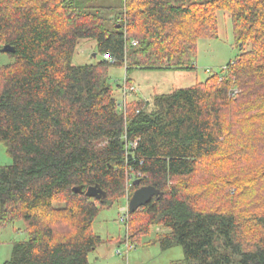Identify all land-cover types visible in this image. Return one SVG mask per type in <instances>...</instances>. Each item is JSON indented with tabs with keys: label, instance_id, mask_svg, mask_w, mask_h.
Here are the masks:
<instances>
[{
	"label": "trees",
	"instance_id": "16d2710c",
	"mask_svg": "<svg viewBox=\"0 0 264 264\" xmlns=\"http://www.w3.org/2000/svg\"><path fill=\"white\" fill-rule=\"evenodd\" d=\"M89 8L0 0V50L15 48L0 60V145L12 159L0 167V233L18 221L28 233L3 264H90L104 243L94 222L138 173L163 195L129 212L127 243L162 227L161 248L183 249L173 264H264V244L239 240L249 217L264 227V0H124L113 28L106 8ZM220 10L251 50L204 82L122 108L110 69H195L199 41L218 37ZM82 40L104 60L75 65ZM96 185L105 200L85 195ZM226 191L233 204H259L241 214ZM209 199L214 207L200 205Z\"/></svg>",
	"mask_w": 264,
	"mask_h": 264
},
{
	"label": "rangeland",
	"instance_id": "374dc122",
	"mask_svg": "<svg viewBox=\"0 0 264 264\" xmlns=\"http://www.w3.org/2000/svg\"><path fill=\"white\" fill-rule=\"evenodd\" d=\"M86 3L89 6V12H95V7L106 8L103 16L107 20V26L113 28L114 23L124 11V0H77ZM93 8V9H91ZM218 37L214 39H201L198 43V52L195 59V69H170V70H150L136 69L127 73L128 64L115 66L110 69L109 83L114 88L115 97L119 102H132L142 99L152 101L158 94L170 93L176 88H189L197 83L206 81L213 74H220L231 62L244 52L251 50V44L247 43L243 47L237 44L233 32V23L228 12L220 10L217 13ZM96 54V57H94ZM2 63H8L10 60L1 54ZM104 60L97 51V44L93 40H82L74 56L75 65L95 64ZM130 83H125L126 79ZM12 164V159L7 155L6 150L0 145V167ZM237 175V170L234 171ZM224 176H229V171ZM231 177V176H229ZM129 181L123 190L122 199L111 207L101 211L94 222L93 231L100 236L102 243L95 251L89 255L90 264H173L184 260V253L181 247H172L167 250L161 248L158 238L166 230L162 227H152L149 235L142 237L129 248L126 242L127 223L122 222L127 203L132 198L135 190ZM231 190V187L230 189ZM220 194L224 200L241 210V214L247 212L250 201L253 205L259 204L254 197L237 200V203L227 197V193ZM264 204V194L261 193ZM129 200V201H128ZM214 199L206 202L201 201L200 205L214 207ZM217 200V199H216ZM261 211L256 213L258 217H264L262 206ZM259 209V210H260ZM250 215L253 213H249ZM249 216V215H248ZM245 223L243 232L239 238L246 248H253L264 244V227H258L253 223L251 217ZM249 228L247 229V227ZM28 240V233L24 221H18L14 225L4 228L0 233V264L5 263L11 258L13 246L17 242Z\"/></svg>",
	"mask_w": 264,
	"mask_h": 264
},
{
	"label": "water",
	"instance_id": "95a60500",
	"mask_svg": "<svg viewBox=\"0 0 264 264\" xmlns=\"http://www.w3.org/2000/svg\"><path fill=\"white\" fill-rule=\"evenodd\" d=\"M1 54L4 53H15V48L10 45H5L1 50ZM96 57V54H94ZM141 180L137 179L133 182V186L138 187L129 202V212L134 213L140 208L148 205L154 197H161L163 193L156 189L154 186H140ZM75 193H83L82 187H75L73 189ZM85 195L88 198L96 200H105L107 193L99 185L91 186L85 191Z\"/></svg>",
	"mask_w": 264,
	"mask_h": 264
},
{
	"label": "built area",
	"instance_id": "2783aa9c",
	"mask_svg": "<svg viewBox=\"0 0 264 264\" xmlns=\"http://www.w3.org/2000/svg\"><path fill=\"white\" fill-rule=\"evenodd\" d=\"M105 58L112 60L111 56L108 54L105 55ZM121 105L123 106L122 108H124L126 106V102L122 101ZM140 177H141L140 173H138L137 175H132L131 180H129V182L133 185V182L137 179H140ZM129 202L127 203V207L122 210L124 212V217L122 218V222H125V223L127 222L128 217H129ZM127 245L129 248H132V245H129L128 243H127Z\"/></svg>",
	"mask_w": 264,
	"mask_h": 264
},
{
	"label": "bare ground",
	"instance_id": "6f19581e",
	"mask_svg": "<svg viewBox=\"0 0 264 264\" xmlns=\"http://www.w3.org/2000/svg\"><path fill=\"white\" fill-rule=\"evenodd\" d=\"M129 201V200H128ZM129 244V243H128Z\"/></svg>",
	"mask_w": 264,
	"mask_h": 264
},
{
	"label": "crops",
	"instance_id": "0c3cea01",
	"mask_svg": "<svg viewBox=\"0 0 264 264\" xmlns=\"http://www.w3.org/2000/svg\"><path fill=\"white\" fill-rule=\"evenodd\" d=\"M140 99V98H139ZM143 99V98H142Z\"/></svg>",
	"mask_w": 264,
	"mask_h": 264
}]
</instances>
